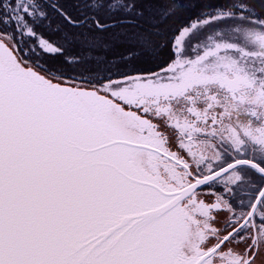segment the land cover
Listing matches in <instances>:
<instances>
[{"label": "snow or ice", "instance_id": "snow-or-ice-1", "mask_svg": "<svg viewBox=\"0 0 264 264\" xmlns=\"http://www.w3.org/2000/svg\"><path fill=\"white\" fill-rule=\"evenodd\" d=\"M0 264H264V0H0Z\"/></svg>", "mask_w": 264, "mask_h": 264}]
</instances>
